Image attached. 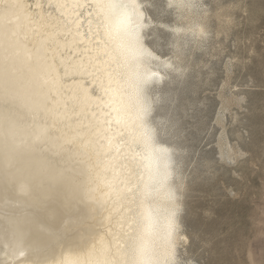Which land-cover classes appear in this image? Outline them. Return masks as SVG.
Segmentation results:
<instances>
[{
	"label": "bare ground",
	"instance_id": "1",
	"mask_svg": "<svg viewBox=\"0 0 264 264\" xmlns=\"http://www.w3.org/2000/svg\"><path fill=\"white\" fill-rule=\"evenodd\" d=\"M194 1L175 9L190 13ZM127 2L143 13L139 78L158 74L140 84L151 104L144 121L154 146L170 157L169 179L150 193L144 190L149 161L136 136L137 76L126 46L106 35L98 0H0V264H129L132 238L146 223L140 213L150 210L162 233L172 207L178 262V248L187 242L179 239V146L171 134L172 97L159 78L160 69L180 67L145 43L143 1ZM180 26L168 27L178 57L181 33L205 36L199 21ZM162 244L157 256L166 264Z\"/></svg>",
	"mask_w": 264,
	"mask_h": 264
},
{
	"label": "rangeland",
	"instance_id": "2",
	"mask_svg": "<svg viewBox=\"0 0 264 264\" xmlns=\"http://www.w3.org/2000/svg\"><path fill=\"white\" fill-rule=\"evenodd\" d=\"M142 1L145 43L180 67L160 69L159 83L172 97L179 146L178 222L187 242L178 262L264 264V0H195L190 13ZM195 19L205 36L181 33L178 57L168 27Z\"/></svg>",
	"mask_w": 264,
	"mask_h": 264
},
{
	"label": "snow or ice",
	"instance_id": "3",
	"mask_svg": "<svg viewBox=\"0 0 264 264\" xmlns=\"http://www.w3.org/2000/svg\"><path fill=\"white\" fill-rule=\"evenodd\" d=\"M99 7L105 12L104 25L106 35L117 42L118 47L126 46V51L130 56V64L134 68V74L137 76V83L133 93V108L137 113V119L140 123L138 127L141 129L136 136L139 137L143 144L144 152L147 153L149 163L146 165L149 177L148 183L144 185L146 193H150L155 185V190L165 186L169 179L170 173V157L154 146L152 138L149 134L144 117L151 112V104L145 99V89L140 86L141 83L147 84L152 80L153 76L158 74L154 71L146 73V78L141 81L139 78V57L141 37L139 27L143 26V13L138 11L139 5L127 0H98ZM184 0H168L167 8H183ZM153 7L163 11V6L154 4ZM131 9V11H129ZM135 16V19L133 18ZM167 67H171L167 65ZM160 80L163 77L159 78ZM135 133V129H133ZM134 136V138H136ZM169 200H174V195L169 191L167 194ZM164 217L163 231L158 233L154 228V221L150 210L145 209L140 213L142 221L146 222L142 231L132 238V258L129 264H161L157 256V248L160 241H163L162 247L168 257L166 264H180L175 261L176 237L179 225L176 221L175 207L166 209ZM194 238V237H193ZM180 240L186 239L185 236H179ZM187 264H198V262L188 261Z\"/></svg>",
	"mask_w": 264,
	"mask_h": 264
}]
</instances>
